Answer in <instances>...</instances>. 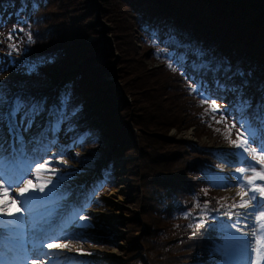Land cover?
I'll return each instance as SVG.
<instances>
[{"label":"trees","instance_id":"trees-1","mask_svg":"<svg viewBox=\"0 0 264 264\" xmlns=\"http://www.w3.org/2000/svg\"><path fill=\"white\" fill-rule=\"evenodd\" d=\"M28 1L20 0V4L16 5L17 8L24 9L23 16L28 20V23L21 27L24 31L20 32L18 41L13 42L20 49L18 53H22V56H17L16 59L20 58L24 67L21 73L6 76L5 85L12 89L7 94L11 97L19 94L28 99H35L38 96L44 102L53 98L56 109H59L62 98L67 96L68 121L74 127L73 133H80L82 130L84 136L82 148L85 152L78 153V157L89 166H94L96 156L100 157L104 151L103 137L106 134L114 139V145L120 149L128 144L137 151L135 139L123 134L120 127L127 125L126 121H122L126 115L118 116L115 113L117 108L124 104L120 99L121 95L117 94L119 91L115 87L103 88L105 81L102 60L107 52L94 40L82 41L87 39V34H94V29L96 31V28H93L94 23L90 21L85 24L78 20H70V9L78 8L76 11L79 12L82 1ZM23 2L26 3L24 6ZM52 3L65 8L57 15V19L60 20L56 24L49 23L52 17L49 13ZM33 4L36 5L35 8ZM219 4L226 5L225 11L230 18H224L223 10V13L220 12L222 15L217 17L219 20L216 19L213 11H216L215 7L217 11L219 10ZM96 5V0L86 3L84 5L88 9L86 13L94 14L92 8ZM126 6L132 12L129 16H132V20L126 16V13H129ZM106 9L101 7L104 16L111 12V8ZM113 9L116 27H120L122 21L125 23L130 20L128 26L136 24L138 37L148 54L152 59L161 61L159 67L173 80L168 83L162 82L156 77L154 68H145L142 61L144 55H138L136 52L138 47H135L136 44L133 46L137 36L136 32L131 31L133 25L130 29H125L122 23L116 30L118 32L116 36L123 39L131 37V45L129 41L131 48L128 46V51H124V57L129 60L125 63V68H132L133 74L137 77L139 88L133 92L142 102L136 106L147 115H151L154 118L151 119L153 122L156 121L149 127L152 129L155 126L154 128L161 132L168 128L169 123L171 125L173 120L175 121L174 117H180L178 110H175L177 95L174 90L179 89L186 96L184 99L188 103V109L200 125L210 127V131L222 140L237 141L231 138L227 124L221 126L217 123L218 117H213L211 112L213 98L202 102L203 98L192 89L200 78L206 79L204 85H207L210 79L213 82L219 80L229 89L235 88L242 91L245 98H251L253 110L257 105L264 103V0H116ZM118 11H121L119 17ZM230 19L236 22L233 23ZM218 21H221V24ZM27 32L31 33L33 43L27 42ZM88 48L92 49L93 53L88 52ZM194 50H200L203 53V61L214 70L217 68L220 70L194 71L193 62L201 63V60L192 54ZM180 56L186 58L185 68L176 63V58ZM38 57H43L44 62L29 74L25 65L37 60ZM79 57L83 58L82 61H79ZM169 63H172L173 67H169ZM70 64H76L77 70L67 72ZM88 91H92V94L89 95ZM228 93L231 106L226 105L225 108L230 110L238 93L234 94L233 91ZM147 99L150 103H143ZM127 104L131 109L134 106ZM91 111L100 119V123L95 126L87 121L88 115L90 117L93 113ZM80 119L85 121L83 127L77 123ZM148 138L149 141L150 138L155 139L153 136ZM120 140L124 143L118 144ZM153 142L155 141L152 140ZM166 143L169 146L171 142ZM176 145L182 148L180 144ZM144 147L142 145L138 150L137 158L127 159L133 161L136 167H138L136 162L141 161L146 154L161 159L174 158L173 161L179 159L173 157L177 153L174 148L165 153L160 147H155L157 151L155 155L145 152ZM146 149L150 152L149 146H146ZM191 149L194 156L190 164H180L175 167L177 170L171 169L176 172L168 169L158 172L152 179L148 178L147 173L154 170L156 165L153 161H144L145 165L140 172L135 168L130 169L133 177L140 176L144 189L143 197L146 199L142 205L143 209L153 207L151 201L155 200L161 213L160 217L167 222L156 231L157 236L153 234L149 240L152 244L150 251L152 255L155 253L156 261L161 264H204V260L213 258L217 253L215 245L222 233L219 229L220 222L227 223L231 222L232 218L237 219V209L231 207L235 201L223 198L218 187L203 173V168L218 162L216 153L209 145L196 142L193 144L191 142ZM117 150L118 148L116 153ZM191 151L186 150L185 156ZM181 152L183 149L179 151ZM115 170L113 159L107 161L101 169L102 174L109 180ZM197 204L200 207H196ZM140 248L141 246H137L129 254L138 252Z\"/></svg>","mask_w":264,"mask_h":264},{"label":"rangeland","instance_id":"rangeland-1","mask_svg":"<svg viewBox=\"0 0 264 264\" xmlns=\"http://www.w3.org/2000/svg\"><path fill=\"white\" fill-rule=\"evenodd\" d=\"M79 1H82L80 2L81 6L79 7V12L76 11L78 8L72 10L70 9L69 11L70 20H78V22L85 24L90 23L91 21L95 25V27H93L96 28V31L94 29V34H87V39H82V41L86 42L87 40H94L96 44H100L101 47H104L107 52V55L102 60V63L104 64L102 68L104 73L103 80L105 81L103 88H117V91H119L117 94L121 95L120 99L121 101L123 100L122 102H124V104L121 105V108L118 107L115 111L118 116L126 115L122 121H126L128 126H120L121 130L123 131L122 133L127 137H133L135 139L138 150H140V147L144 145L145 152L157 155L155 147H160L165 153L168 152L169 149L174 148L173 150L177 153L175 152L176 154L173 157H177L179 159L177 161H173L174 158L169 159L168 157H165L166 159H161L158 158V156L156 157L146 154L142 157L141 161L136 162L138 165V167H136L134 166L133 161L128 160L130 157L137 158L139 156V153H137L138 150L134 151L132 145L128 144L123 145L122 149H120L119 146L114 145V139L110 138L106 134L103 137L104 151L101 153L100 157L96 156L95 160L96 163H98V166H103L107 161L113 159V162L117 168L116 174L114 173V179L109 184L102 180L98 168L96 169L94 168L95 166L91 167L87 165L84 160L83 162L79 160L78 153L82 151L85 152V150L81 149V143H74V141L83 137L72 136L70 125L66 121L60 126V131L55 134L56 143L51 146L50 151L33 153L32 149L36 147V144L29 143L27 145V156L24 158H28L29 161L31 155H34V157L30 160V163H25L23 158L19 160V167L21 169H30V174L26 173L23 175L25 178L24 181L30 179L33 176V167L42 165V174L39 175L36 185L33 186L35 191L38 192L34 195L39 197L44 208L48 209L47 212L44 211L45 213H42L41 215H45L47 217V230L49 231H57L60 229L61 225H66V227L63 229L64 235L55 242L67 244L68 248L49 249L46 247V245L53 241L44 239L43 245H45V247H43V251L62 253L63 256L61 257V260H63L64 256L74 258L70 264H161L159 261H156V257H154L155 253L152 255V252L150 251L152 244L149 243V240L151 239L150 236L153 234L156 235V231H159V229H161L167 222L165 219L160 217L161 213L158 209V204L155 203V200L151 201L153 207H148L149 209H143L142 205L145 204L146 199L143 197L144 189L140 181V176L139 178L137 175L133 177L132 173H130V169L134 170L135 168V170L138 169L140 172L145 165L144 161H153L156 164L154 165V170H151L149 173H147L148 178L151 177L152 179L153 177H156L155 175H157L158 172L166 171L168 169H170L169 171H175L171 169L178 167L180 164H190L194 156V151L191 149V142L192 144L193 142H196L197 144L199 143L203 145H209L210 147H213L215 152L219 155L221 162L217 166L207 170V173H209L211 177L217 181L218 186H220L219 192L225 194V196L229 198L234 199V201H237V205L241 199V197L237 195L238 192H241V186L237 180V177L251 176L252 173L250 171L243 174L236 172V168L248 167L247 162H238V154L242 151V149L233 147L231 143L229 144L227 142H223L222 139L218 138L217 135L210 131V127L206 126L208 127L207 129L206 127L200 125L196 117L193 116V113H191L188 109V103L184 99L186 96L179 89H174L177 95L176 98H174L175 110H178V115L180 117H174L173 119H175V121L173 120L171 125L169 123L166 130H161L160 132L154 128L155 126L151 129L149 126L152 125L151 123H156V121L153 122L151 119L154 118L151 117V115H147L142 110H140V107L138 108L136 106L137 103L142 102V100H139V98H137L133 92L139 88V85L137 84V77H135L133 74L132 68H125V63H127L129 60L124 57V51H128L127 48L131 45V37L123 39L116 36V33L118 34L116 30L120 28L123 23V21L121 24L120 22L116 21V23L120 24V27H116L114 19L115 13L113 9L116 0H96V7L92 8V10H94V14L86 13L88 9L86 6H84L86 3L88 4L92 0ZM18 3L20 4V0H4V5L7 6V8H5L3 6L2 0H0V69H4L3 71H0V86H2L7 93L11 92L12 89L7 88L8 86L5 85L7 81L6 76L9 74L21 73L18 72L16 67L22 65L20 58L18 60L15 58V56L21 57L22 53L17 52V54L14 55L15 51H11L9 47L10 41H18L21 32L20 29L22 28L18 29L17 27H24L26 23H28L27 18L21 17L20 13H22V9H12V7ZM22 4L24 6L26 3L23 2ZM101 7H106L107 9L111 8V12H108V15L104 16L101 11ZM50 8L51 11L49 13L52 14L50 15L52 17L50 18L51 20L49 23L56 24V22L60 20L57 19V15L61 14V10L65 8L57 7L53 3ZM126 8L129 12L126 13V16L129 17L130 13L132 14V12L130 11L129 7L126 6ZM225 9H227L225 4H219L218 11L215 7L216 11L213 12L216 15V19H218V16L222 15L220 12L222 11L223 13V10L225 11ZM119 13H121V11L117 12L118 17L120 16ZM223 15L224 18L229 17L228 14H226V11ZM129 18L132 20V16ZM130 20L127 22L125 21L122 27H125V29H130V27L133 25L131 31H134L137 34L136 41L133 40V46L136 44L135 47H138L136 51L138 55H144L142 61L145 63V68H154L156 77H158L160 81L165 83L172 82V78L161 70L158 62L152 59L146 48L143 46V43L138 37L139 31L136 24L128 26ZM230 21L233 22L232 19H230ZM218 22L221 24V21ZM14 27L16 31L12 32ZM10 33H12L11 39L9 38ZM232 38L234 39L235 36ZM19 46L22 47V45ZM10 51L11 55H9ZM88 52L93 53V50L88 48ZM13 59H15V61ZM82 59L83 58L79 57V61H82ZM75 69L77 70V65L70 64L67 67V72H70V70L72 72ZM134 72L136 74V70ZM198 80L204 83L206 79L200 78ZM206 86L212 93H214L212 98L214 101H216L220 109L219 111L215 112V116H219L220 118L218 124L224 126L223 124L227 123L232 138H236L237 135L240 134L248 135L245 129L241 128L240 124L236 121L235 115L231 114V108L229 111H224V106H231V98H229L230 95L228 91H217L215 93L214 91L216 90V87L212 79L207 81ZM88 92L89 95L92 94V91ZM148 102L149 99L143 103ZM127 103L134 105H131L132 109ZM89 104L90 103H88V106ZM48 105L53 107L54 102L49 100ZM54 116V112L50 115V111L45 110L42 115L37 117L32 128L23 133L25 141H31L36 133H41L44 131L48 126L49 120L54 118ZM87 121L94 126L100 123L99 117L94 112L90 114V117L88 115ZM233 125L235 126L233 127ZM38 127L41 128L40 132L38 131ZM126 127L129 132L127 131ZM149 136H153L155 139L150 138L149 141ZM48 139H53L52 133H49ZM152 140L155 142L152 143ZM168 141L171 142L169 146L166 143ZM123 143L124 142L122 140L118 142V144ZM176 144H180V147L182 148H178V145ZM146 146H149L150 152L146 149ZM250 147L257 148V150H259L257 143H252V146ZM117 148L120 150H117L116 153ZM61 149H63V154L59 155L58 153H60ZM181 149H183V152L179 153ZM186 150L192 151L185 156ZM39 156H43V159H39ZM244 156H246L247 160L255 166L257 172H259L261 168H264V165L258 163L259 157L254 160L249 153H244ZM45 161H48V163L46 164ZM61 173L64 174L65 178L59 182L55 192L56 196L53 199L50 197L51 194H48V190L52 188V184H48V181L56 183ZM146 179L147 178L145 177L144 180ZM0 181L3 182L2 180ZM24 181L18 185H13L11 189H8L7 183V191L15 192L16 188H21L24 186ZM147 183L148 181L145 183V185H147ZM255 183L258 185H264V181L259 179H256ZM0 186L3 188L6 187L3 184H0ZM40 187H44L45 191L39 192ZM243 191L247 192L248 188L245 187ZM6 195L7 194L4 193L0 195V198L5 197ZM154 196H156L155 192ZM0 208H2L1 210L4 212H8L10 210L6 206H2ZM23 210V212L16 211L14 213L24 216L26 223H28L29 217L27 216V213L29 212L27 207ZM243 211H245V209L237 207V213ZM74 214L81 218L72 220L71 218ZM82 217H88V220L85 221L82 219ZM4 218L12 219V217ZM238 228L242 231L237 232L236 229H232V231L241 236L246 235L251 230L249 222L243 218H240V224L238 225ZM27 233V241L37 240L41 236L40 233H37L35 236H33L31 229H27ZM133 242H136V244ZM222 244L223 240L218 243V247L220 248ZM253 244H255L254 241ZM28 246L31 247V244ZM137 246H141L138 252L130 255L129 253L132 251V249H135ZM139 252L141 253L138 254ZM88 253H90V255H88ZM29 259L36 260L38 264H48V257L46 256L30 255ZM255 260L256 257L252 264H255ZM221 261L226 264L222 253L219 252L217 259L212 260V264H216V262L220 263ZM262 264H264V262H262Z\"/></svg>","mask_w":264,"mask_h":264},{"label":"snow or ice","instance_id":"snow-or-ice-1","mask_svg":"<svg viewBox=\"0 0 264 264\" xmlns=\"http://www.w3.org/2000/svg\"><path fill=\"white\" fill-rule=\"evenodd\" d=\"M33 7L35 8L36 5L33 4ZM15 31L16 29L14 27L12 32ZM20 31H24V29H20ZM11 35L12 33L9 34L10 39ZM26 36L28 43L34 42L32 41L30 32H27ZM9 47L11 51H20L16 44H11ZM11 51L9 55H11ZM192 54L197 57V59L201 60L199 64L195 61L193 62L192 68L194 71H200L201 69H207L208 71L220 70L219 68L214 70L211 65L204 62L202 59L203 53L200 50H194ZM43 62L44 58L38 57L37 60L27 63L25 69L30 74ZM185 62L186 58L184 56L176 58V63L181 67L184 66ZM169 67H173V64L169 63ZM3 70L4 69H0V71ZM214 83L218 92L233 91L238 93L232 103L231 114L235 115L236 121L245 129L249 138L232 141L238 149H242L238 154V162L248 163L247 168H236V172L243 174L250 171L252 173L251 176L237 177L241 186V192H238L237 195L240 196L241 199L238 205L233 203L231 207H239L245 209V211L236 213L238 218L235 222H220L219 229L223 233V244L217 251L222 253L226 264H252L251 252L253 250L254 241L256 255L255 264H262V262H264V185L256 184L255 180L259 179L264 181V168H261V170L257 172L255 166L247 160L244 153H249L254 160L259 157L258 163L264 165V103L257 105L256 109L253 110L251 98H245L242 91L235 88L229 89L226 84L220 83L219 80H214ZM192 90L203 98L202 102H207V100L212 99L214 95V93L200 81H196V86L193 87ZM66 105L67 96L62 98L59 109L49 110L50 115L54 112L55 116L49 120L45 130L42 131L38 137L32 138L31 141H25L23 133L31 129L37 117L45 112L46 103L42 100L24 98L19 94L10 100L7 92L0 86V127L6 128L7 132L14 137V145L11 153H8L3 143H0V180H7L8 189H11L13 185L21 183L23 175L26 173L30 174V169H21L19 167V160L27 156V145L29 143L36 144V147L32 149L33 153L41 151L48 152L51 150V146L56 143L55 134L60 131V126L69 118ZM219 110V106L216 105L213 100L211 112L215 113ZM224 111H229V109L225 108ZM234 126L235 125H233V127ZM49 133L53 134V139L51 140L48 139ZM83 139L84 138H78L74 143H83ZM249 140H251L252 143H258L259 152H257V148L249 146ZM58 154L62 155L63 149H61ZM38 158L43 159V156H39ZM45 163L47 164L48 161H45ZM64 178V174L61 173L56 183L48 181V184H52V188L48 190V194L55 195L59 182ZM245 187L248 188L247 192L243 191ZM6 191L7 189L0 186V195L4 194ZM28 191L30 190L25 188L21 191L20 195L25 197V193ZM44 191V187L39 188V192ZM37 199H39V197L33 195L27 196L23 200L30 214L28 223H26L25 217L22 215L0 210V264H38L36 260L29 259L30 255L46 256L48 257V264H70L74 259L64 256L63 260H61L63 256L62 253L43 251V247H45V245H43L44 239L53 241L46 245L49 249L68 248L67 244L55 242L64 235L63 229L66 225H61L60 229L57 231H49L47 230L48 219L45 215L33 218L31 215L33 212L32 202ZM196 207H200V205L197 204ZM23 211V209L18 210V212ZM4 217H12V219H5ZM80 218L81 217L74 214L71 219L77 220ZM240 218L247 220L251 229L244 236L237 235L232 231V229H236L237 232L242 231L238 228ZM82 219L87 221L88 217H82ZM199 226L200 225H198V227ZM27 229L32 230L33 236L40 233V238L27 241ZM29 244H31V247L28 246ZM88 255H90V253H88Z\"/></svg>","mask_w":264,"mask_h":264},{"label":"bare ground","instance_id":"bare-ground-1","mask_svg":"<svg viewBox=\"0 0 264 264\" xmlns=\"http://www.w3.org/2000/svg\"><path fill=\"white\" fill-rule=\"evenodd\" d=\"M40 129L41 128L38 127L39 132L41 131ZM39 134L40 133H36L34 137H38ZM0 143H3V145L7 149L8 153L12 152V148L14 145V137L7 132L6 128H3V127H0ZM32 158H33V156L31 155V157L29 159L31 160ZM30 160H29V163L31 162ZM23 161L27 162L28 158H27V160L23 159ZM41 170H42V165L38 166V167H33V173H32L33 176L30 179L24 181V186H22L21 188H16L15 192H9V191L4 192L7 195L5 197L0 198V207L6 206L10 209L8 212H12V213H14L20 209L26 208V205L23 203V200L27 196H32L35 193H38L37 191H35L33 186L36 185L38 178H39V175L42 174ZM0 184H7V180H4L3 182L0 181ZM6 188L7 187H4V189H6ZM25 188H28L30 191L25 193V197H22L20 195V193ZM55 196H56V193H55V195H50V197L53 199ZM41 202L42 201L40 199L34 200L32 202L33 212L31 215L33 218H38V215L41 214L42 212H44L45 208ZM1 209L2 208H0V210ZM27 216L30 217V214L27 213Z\"/></svg>","mask_w":264,"mask_h":264}]
</instances>
